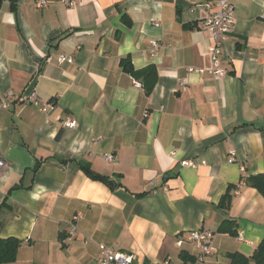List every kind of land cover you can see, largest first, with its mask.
Wrapping results in <instances>:
<instances>
[{"label":"crops","instance_id":"1","mask_svg":"<svg viewBox=\"0 0 264 264\" xmlns=\"http://www.w3.org/2000/svg\"><path fill=\"white\" fill-rule=\"evenodd\" d=\"M217 1L3 0L0 237L21 241L9 264H95L101 245L135 264H228V252L252 253L264 196L243 178L264 173V0H229L224 76L208 73L212 38L201 28ZM32 89L39 104L23 98ZM225 219L237 236L217 232ZM199 228L214 232L204 260L186 240Z\"/></svg>","mask_w":264,"mask_h":264},{"label":"built area","instance_id":"2","mask_svg":"<svg viewBox=\"0 0 264 264\" xmlns=\"http://www.w3.org/2000/svg\"><path fill=\"white\" fill-rule=\"evenodd\" d=\"M63 2L67 5H72L73 0H63ZM35 5L38 8H43L47 6V0H36ZM216 5L217 10L204 19L201 28L206 30L212 38V45L209 48L211 68L208 70V73L214 76H224L227 74V71L221 66L223 43L235 18L229 0H218ZM151 46L152 51L155 52L159 47V43L152 41ZM72 60L73 59L71 57H60V62H72ZM188 70L195 73L203 72V69L201 68L190 67ZM136 84L139 85L138 83ZM9 94L11 95L13 92L9 91ZM23 98L31 103L39 104V99L34 89L30 90L26 94H23ZM2 107H7L6 103H2ZM40 109L46 113L50 109V106L42 104L40 105ZM63 123L68 127H73L76 124L75 121L71 119L65 120ZM105 159L108 161L111 160L112 155L106 154ZM182 164L190 167L196 166V162L192 160L182 161ZM4 165L5 161L0 156V173L4 168ZM80 215V213H77L73 216L70 233H73L76 228L73 221H75ZM213 236L214 232L203 228L189 231L186 240L193 242L198 247L200 251V255L198 257L199 260L206 259V257L210 256L214 252V248L212 246ZM238 238L243 239L241 234L238 235ZM183 242L184 239L180 237L176 240L177 245H182ZM95 264H135V256L131 252L113 250L108 246L101 245L99 249V256Z\"/></svg>","mask_w":264,"mask_h":264},{"label":"trees","instance_id":"3","mask_svg":"<svg viewBox=\"0 0 264 264\" xmlns=\"http://www.w3.org/2000/svg\"><path fill=\"white\" fill-rule=\"evenodd\" d=\"M3 0H0V7ZM124 69L129 71L132 75L137 76L139 72L134 70L132 64L129 60L122 61ZM152 87V83L148 85V90ZM87 174H89L92 178L100 180L106 184H111L107 177L98 175L92 172L90 169L86 168ZM243 181L254 188L257 192H259L262 196H264V173L251 174L243 178ZM233 185H228L220 197L219 203L217 207L226 211L231 204L232 201V189ZM235 221L232 219H225L221 222V224L217 228L218 233L228 234L230 236H237ZM21 245V241L15 237H0V264H9L16 261L17 252ZM187 261H194L193 257L183 256ZM226 257L229 260L228 264H264V237L263 239L255 246L252 253L250 255H245L239 251L228 252L226 253Z\"/></svg>","mask_w":264,"mask_h":264}]
</instances>
